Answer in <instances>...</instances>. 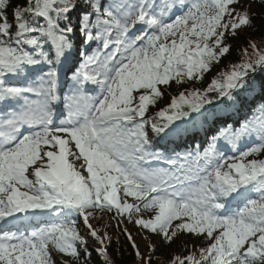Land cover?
Wrapping results in <instances>:
<instances>
[{"label":"snow or ice","instance_id":"6c2138e0","mask_svg":"<svg viewBox=\"0 0 264 264\" xmlns=\"http://www.w3.org/2000/svg\"><path fill=\"white\" fill-rule=\"evenodd\" d=\"M239 5L0 0V264H57L51 248L113 264L111 237L89 222L97 210L141 264H155L156 246L142 253L124 220L163 243L203 244L170 264H264V48L249 42L230 71L195 86L253 27ZM257 95L250 116L230 120ZM199 131L203 149L180 146Z\"/></svg>","mask_w":264,"mask_h":264},{"label":"trees","instance_id":"16d2710c","mask_svg":"<svg viewBox=\"0 0 264 264\" xmlns=\"http://www.w3.org/2000/svg\"><path fill=\"white\" fill-rule=\"evenodd\" d=\"M16 3L17 0H12V6H15ZM237 7L240 11H243L244 9L248 10L250 17L253 19V27L250 29L246 28L240 32L236 39L231 42V53L223 58L218 64L213 65L211 70L204 75L201 81L195 82V86L198 88L203 89L221 72L230 71L232 64L241 62L243 59L242 49L247 48L248 51L251 52L249 42H255L258 47L264 48V3H261L260 0H240V5ZM181 90L183 89L174 86L169 88L168 91L172 94H177ZM169 102L170 97L166 95L158 102V105L155 108L150 109V112L154 114L155 111H158L159 108L166 106ZM261 102V96L257 95L255 99L250 102H245L239 115L230 117V120H242L245 116H250L253 108ZM212 131H214V126L208 128L209 133ZM206 135L207 134L203 131L193 132L185 140L180 142V146H185L190 151L193 150L196 145H199L200 147L202 145L205 146ZM256 158H264V156ZM249 159H252V157H249ZM89 222L92 227L98 231L100 236L111 237L112 243L108 247V254L113 264H141V262L134 256L133 249L130 247L129 242L126 240L125 236L121 234L120 229L117 228L116 221L112 219L111 213L107 211L100 212L97 210L94 212ZM78 224L81 235L88 236V231L84 227L82 221H78ZM121 227H126L131 233L134 229H137L136 226L128 223L126 220L122 221ZM177 236L178 239L174 238L171 244L163 243L162 238L159 235H154L152 238L147 237L145 239V247L141 252L146 255L149 254L148 247L149 245L154 244L156 246V251L151 253V255L155 264H170L172 254L184 256L186 254V249L192 245L203 246V244H201V242L198 239H195L192 235L177 233ZM88 246L90 248H97L99 247V244L89 238ZM56 253H58L61 257L59 258ZM56 253L52 251L53 258L57 261V264H59L62 260L65 261L66 264H74L71 258L64 256L57 250ZM91 264H103L102 259L99 258L95 252L92 253Z\"/></svg>","mask_w":264,"mask_h":264},{"label":"rangeland","instance_id":"374dc122","mask_svg":"<svg viewBox=\"0 0 264 264\" xmlns=\"http://www.w3.org/2000/svg\"><path fill=\"white\" fill-rule=\"evenodd\" d=\"M61 77H64L63 75L61 76ZM14 83H19L18 81H14ZM56 107H58V105L56 106ZM0 108H5L3 105H0ZM61 113H62V111H61ZM59 118H63V117H61V116H59ZM71 159V158H70ZM79 165H77V167H78ZM130 199V202H131V198H129ZM142 216H144V218H150V216L152 215L150 212H143L142 214H141ZM132 235H133V237H134V239H135V241H136V243L139 245V248H140V251H142L143 249H144V247H145V239L148 237H150V238H152V237H154V234H149V233H147V232H145V231H143V230H140V229H134L133 231H132ZM140 264V263H139Z\"/></svg>","mask_w":264,"mask_h":264},{"label":"bare ground","instance_id":"6f19581e","mask_svg":"<svg viewBox=\"0 0 264 264\" xmlns=\"http://www.w3.org/2000/svg\"><path fill=\"white\" fill-rule=\"evenodd\" d=\"M0 112H2V115H4V112H5V111L3 112V111L0 110ZM2 117H3V116H2Z\"/></svg>","mask_w":264,"mask_h":264}]
</instances>
